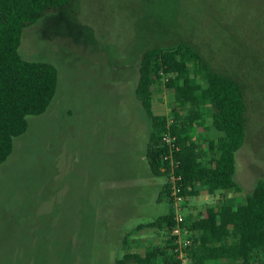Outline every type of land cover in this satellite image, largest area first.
Here are the masks:
<instances>
[{"label":"rangeland","instance_id":"obj_1","mask_svg":"<svg viewBox=\"0 0 264 264\" xmlns=\"http://www.w3.org/2000/svg\"><path fill=\"white\" fill-rule=\"evenodd\" d=\"M181 41L236 77L247 102L246 139L234 155L238 189L191 197L189 208L201 214L220 199L238 206L264 179V0H75L25 26L18 39L20 57L51 64L56 79L46 109L27 116L0 161V264H112L119 234L173 212L164 197L130 207L124 226L112 224L121 214L114 194L135 184L146 190L149 120L135 92L141 55ZM183 59L192 68L188 53ZM190 109L165 86L152 95V113L183 123L191 140L183 144L208 162L209 141L220 133L189 121ZM156 179L165 185L164 175ZM248 264L263 262L255 255Z\"/></svg>","mask_w":264,"mask_h":264},{"label":"trees","instance_id":"obj_2","mask_svg":"<svg viewBox=\"0 0 264 264\" xmlns=\"http://www.w3.org/2000/svg\"><path fill=\"white\" fill-rule=\"evenodd\" d=\"M74 1L0 0V161L9 153L13 137L27 128V116L46 109L55 86L56 75L51 64L20 57L17 45L21 30L47 13L70 7ZM184 53L192 58V68L183 59ZM139 72L135 92L149 120L146 157L151 171L163 175L159 168L164 148L158 142L166 129L167 116L152 113V95L165 86L173 93L176 104L191 106L189 121L198 120L203 130L212 128L220 133L215 143L209 141L214 156L205 162L199 160L192 147L183 144L190 140L185 136V125L176 121L171 124V132L182 145L179 172L183 175L184 193L192 195L205 190L214 194L238 189L234 181V155L247 134L246 95L239 80L213 68L184 41L145 50ZM162 74L171 75L164 84L160 80ZM208 104L211 110L206 118ZM162 193L168 197L166 184ZM186 222L197 243L190 253L191 264L224 260L231 261L230 264H248L255 255L264 264V179L257 181L240 205L233 206L222 200L208 208L205 216L186 219ZM172 224L173 215L169 213L142 226L167 230ZM155 252L162 255L164 264H177L168 242L164 250ZM113 264H152V259L150 256L124 255Z\"/></svg>","mask_w":264,"mask_h":264},{"label":"crops","instance_id":"obj_3","mask_svg":"<svg viewBox=\"0 0 264 264\" xmlns=\"http://www.w3.org/2000/svg\"><path fill=\"white\" fill-rule=\"evenodd\" d=\"M145 146H147V143H145ZM146 149H147V147H146ZM146 149H145V156H143V157H146ZM145 159H147V157ZM144 173H145L144 181L146 184V190H141L138 187V185L135 184V186H133V189L131 191L120 192L118 194H114V197L112 199L116 200L114 198H117L119 200L114 201V203H112V206H114L116 208L117 213L119 211L121 212V214L118 215L119 220H115V217L117 215L114 216V222L115 223H112L114 226L121 227V226L125 225L126 221H128L129 215H131V213H132L129 210L130 207L131 208L134 207V208L138 209L139 207H143V206H146V207L152 206L154 202H160L164 199V194L162 193L163 187H164V179L161 183L158 182V180L156 178L159 176L161 177V175H155L151 171L148 160L145 164V172ZM134 180L138 182L140 187L142 186V183L140 181H138L139 179L137 178V176L134 178H131V181H134ZM219 193L220 194L222 193L223 196L225 197L224 194L227 192L217 191L214 194H208V193H206L205 190H200L196 194L197 196H195V194L194 195H186L187 196L186 201H189V198H191V197H195L194 201H196V200H201V198H206V196H215V195L218 196ZM120 194H121V196H120ZM203 194H205V197L202 196ZM120 200L128 203V206H126ZM220 201H222V199H220L219 202ZM190 204L191 203H189V202H185L184 206H183L184 210L185 209L188 210L189 215L185 214V217L188 221L190 219H196V218L205 216L206 212H204V213L202 212L201 213L202 215L200 213L195 214V211L192 210L191 208H189ZM125 206L128 207L127 210L122 209ZM206 207L207 206H205V208ZM208 208H210V207L208 206L207 210H208ZM191 212L193 214H191ZM161 216H163V215H161ZM155 219H153L151 221L139 223L137 225H134L131 228L129 227V228H127V230H125L124 234H119L118 237L114 240L115 243L113 242L114 244L110 245L111 250H110V260L109 261L112 262V264H113L115 260L121 259L124 255H137V256L142 257V258L150 256L152 259V264H164L162 255L160 253H156L155 251L158 252L159 249L164 250V248H166L167 241L163 237H161V238L156 237L155 234L160 233V235H162V233H166V229L165 228H158V227L142 226L143 224H147L149 222H152ZM154 253H156V254L153 257L152 255ZM230 262L231 261L224 260L221 263L208 262L206 264H230Z\"/></svg>","mask_w":264,"mask_h":264},{"label":"built area","instance_id":"obj_4","mask_svg":"<svg viewBox=\"0 0 264 264\" xmlns=\"http://www.w3.org/2000/svg\"><path fill=\"white\" fill-rule=\"evenodd\" d=\"M165 80L168 75L162 74ZM173 119H168L166 129L161 133L159 146L164 150L160 154L159 170L165 177L168 186V199L173 208V224L166 230V241L168 242L177 264H191L190 253L197 243L190 235V229L183 213V204L187 200L183 188V175L179 172L181 165L182 145L176 134L171 132Z\"/></svg>","mask_w":264,"mask_h":264}]
</instances>
